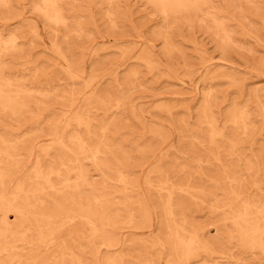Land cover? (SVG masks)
<instances>
[{"label":"rangeland","instance_id":"1","mask_svg":"<svg viewBox=\"0 0 264 264\" xmlns=\"http://www.w3.org/2000/svg\"><path fill=\"white\" fill-rule=\"evenodd\" d=\"M0 264H264V0H0Z\"/></svg>","mask_w":264,"mask_h":264},{"label":"bare ground","instance_id":"2","mask_svg":"<svg viewBox=\"0 0 264 264\" xmlns=\"http://www.w3.org/2000/svg\"><path fill=\"white\" fill-rule=\"evenodd\" d=\"M163 7V6H162ZM41 173V172H40ZM243 182V181H242ZM64 190V189H63ZM60 193V192H59ZM242 203V202H241ZM252 234V233H251ZM237 239V238H236ZM22 241V240H21ZM190 243V242H189Z\"/></svg>","mask_w":264,"mask_h":264}]
</instances>
